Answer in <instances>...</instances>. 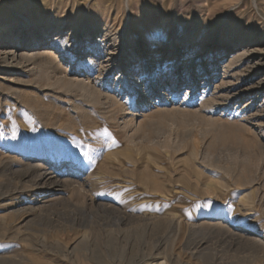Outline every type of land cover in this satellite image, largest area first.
<instances>
[{"label":"rangeland","instance_id":"rangeland-1","mask_svg":"<svg viewBox=\"0 0 264 264\" xmlns=\"http://www.w3.org/2000/svg\"><path fill=\"white\" fill-rule=\"evenodd\" d=\"M0 264H264V0H0Z\"/></svg>","mask_w":264,"mask_h":264},{"label":"bare ground","instance_id":"bare-ground-1","mask_svg":"<svg viewBox=\"0 0 264 264\" xmlns=\"http://www.w3.org/2000/svg\"><path fill=\"white\" fill-rule=\"evenodd\" d=\"M6 29H7V27H4V28H2V31H6ZM37 37V36H36ZM35 37V38H36ZM17 44V43H16ZM40 44H41V42H40V40H35L34 41V43H33V45L31 46V47H29L28 49H26L25 51H23L21 54H19L18 56H22L23 54L24 55H36L38 52L36 51V50H38V48H36V49H33L34 48V46H40ZM15 46V45H14ZM11 48V47H10ZM15 48V47H14ZM31 48V49H30ZM12 50V49H11ZM9 52V51H8ZM7 52V53H8ZM15 52V51H14ZM11 54V53H10ZM12 54H14V53H12ZM14 57H15V55H14ZM101 73V72H100ZM83 84V83H82ZM97 84V83H96ZM85 86V85H84ZM83 89H84V87H83ZM91 92V91H90ZM102 92V91H101ZM100 91H99V94H97V96H99L100 97V93H101ZM89 95V94H88ZM90 95H91V93H90ZM102 96V95H101ZM95 97V96H94ZM104 97L107 99V100H109V101H111V103L112 104H115V105H117V104H121V101L119 100V98H118V95L117 96H115L114 94H111V93H105V95H104ZM103 99V98H102ZM222 100H225V98H223ZM221 99H219V98H213V99H210V100H208V101H206L205 103H207V104H210V105H212V103L214 104V103H219V101H222ZM227 100H228V98H227ZM209 105V106H210ZM148 106V105H147ZM122 107V106H121ZM246 114V113H245ZM247 115V114H246ZM251 119V118H250ZM43 165H46V163H44V162H38V163H36L35 164V168L36 169H38V167L40 168V166H43ZM40 170V169H39ZM44 172V171H43ZM50 172V171H49ZM48 173V172H47ZM52 173V172H51ZM38 181H39V184H42L43 186H45V184H46V182L49 180L50 182L53 180V179H51L50 177H48V175L46 174V173H40L39 175H38ZM55 181V180H54ZM54 181H52V182H54ZM57 182H58V180H57ZM40 186V185H39ZM218 223H220V222H218Z\"/></svg>","mask_w":264,"mask_h":264}]
</instances>
